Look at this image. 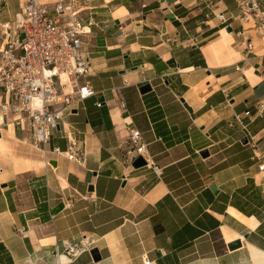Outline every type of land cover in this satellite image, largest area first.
Returning a JSON list of instances; mask_svg holds the SVG:
<instances>
[{
    "label": "crops",
    "instance_id": "crops-1",
    "mask_svg": "<svg viewBox=\"0 0 264 264\" xmlns=\"http://www.w3.org/2000/svg\"><path fill=\"white\" fill-rule=\"evenodd\" d=\"M238 1L73 0L91 24L83 40L95 95L51 132L46 153L5 126L0 264H56V250L83 238L99 261L86 253L73 264H264V116L245 119L255 151L230 126L264 98V34L214 16L234 17ZM22 2L0 0V24ZM132 128L149 163L137 169L126 159ZM67 138L82 164L67 159Z\"/></svg>",
    "mask_w": 264,
    "mask_h": 264
},
{
    "label": "built area",
    "instance_id": "built-area-1",
    "mask_svg": "<svg viewBox=\"0 0 264 264\" xmlns=\"http://www.w3.org/2000/svg\"><path fill=\"white\" fill-rule=\"evenodd\" d=\"M73 9V0H56L53 3L23 0L13 21L0 24V35L6 41L0 45V88L4 91L0 104V138L5 126L12 124L27 134L32 147L46 153L51 132L63 123L76 105L95 95L86 80L91 63L84 51L83 40L91 24L83 25ZM214 16L221 24L229 21L241 25L251 23L252 29L264 34L262 0L238 1V13L229 19L221 13ZM238 36L245 50L251 53V39L242 31ZM263 116L264 98L257 104L254 114L250 111L234 114L230 123L253 151L257 149V141L245 119ZM67 141V159L82 164L84 155L75 142L70 138ZM128 143L130 150L126 159L129 161V155H132L130 161H133L140 156L148 165L144 157L145 144L135 128L129 130ZM51 152L62 154L58 148ZM256 158L258 156L254 152L252 159ZM258 169L264 171V163ZM153 170L157 176L160 175L159 168L153 166ZM93 244L90 238L66 244L61 253L55 251L56 264H61L62 256L66 259L65 264L75 263L81 255L93 249Z\"/></svg>",
    "mask_w": 264,
    "mask_h": 264
},
{
    "label": "water",
    "instance_id": "water-1",
    "mask_svg": "<svg viewBox=\"0 0 264 264\" xmlns=\"http://www.w3.org/2000/svg\"><path fill=\"white\" fill-rule=\"evenodd\" d=\"M170 19H173V16H170ZM227 30L229 31L230 29L227 28ZM150 90H151V87H150V85H149L148 83H145V84H143V85H141V86L139 87V92H140L141 94H144V93H146V92H149ZM99 101L102 102V98H100ZM57 128H58V127H57ZM241 143H244V144H245V143H246V139H242ZM200 155L206 157V156H207V153H205V152H201ZM131 165H132V167L135 168V169H137V168H141V167L146 166V161H145L142 157L138 156V157H136V158L132 161ZM211 189H212L214 192H216V190H215L214 187H212ZM90 190H91V188H90ZM237 247H239V243H238V242H236V243H232L231 245H229V248H230V249H234V248H237ZM89 253H90V255H91V257H92V259H93L94 262L99 261V258H100V257H99V254H98V252H97V249H95V248H94V249H91V251H90Z\"/></svg>",
    "mask_w": 264,
    "mask_h": 264
},
{
    "label": "bare ground",
    "instance_id": "bare-ground-1",
    "mask_svg": "<svg viewBox=\"0 0 264 264\" xmlns=\"http://www.w3.org/2000/svg\"><path fill=\"white\" fill-rule=\"evenodd\" d=\"M223 37H225V36L222 35L221 38L223 39ZM238 217H241V216L238 215ZM241 219H243V220H244L246 223H248V224L250 223V221H248L247 219H244V218H242V217H241ZM60 263H61V264H65V263H66V259H65L63 256L60 258Z\"/></svg>",
    "mask_w": 264,
    "mask_h": 264
}]
</instances>
